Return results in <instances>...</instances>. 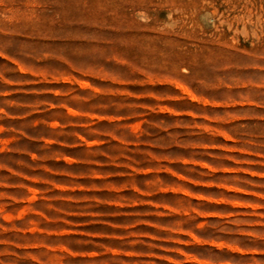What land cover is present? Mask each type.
<instances>
[{
	"label": "rangeland",
	"instance_id": "obj_1",
	"mask_svg": "<svg viewBox=\"0 0 264 264\" xmlns=\"http://www.w3.org/2000/svg\"><path fill=\"white\" fill-rule=\"evenodd\" d=\"M0 264H264V0H0Z\"/></svg>",
	"mask_w": 264,
	"mask_h": 264
}]
</instances>
